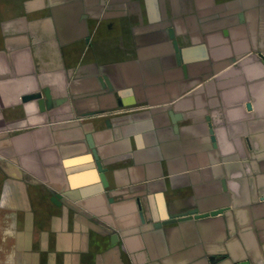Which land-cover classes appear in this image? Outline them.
<instances>
[{
	"label": "crops",
	"instance_id": "obj_1",
	"mask_svg": "<svg viewBox=\"0 0 264 264\" xmlns=\"http://www.w3.org/2000/svg\"><path fill=\"white\" fill-rule=\"evenodd\" d=\"M0 225L48 264H264V0H0Z\"/></svg>",
	"mask_w": 264,
	"mask_h": 264
},
{
	"label": "rangeland",
	"instance_id": "obj_2",
	"mask_svg": "<svg viewBox=\"0 0 264 264\" xmlns=\"http://www.w3.org/2000/svg\"><path fill=\"white\" fill-rule=\"evenodd\" d=\"M2 225H0V264H48L49 259L46 254H42L40 257L35 258H25L22 260L20 258H16L14 256L13 247H9V243L5 240L7 238V234L5 231L3 232ZM8 229V227L6 228ZM42 245V243H40ZM36 245V243L34 244Z\"/></svg>",
	"mask_w": 264,
	"mask_h": 264
},
{
	"label": "water",
	"instance_id": "obj_3",
	"mask_svg": "<svg viewBox=\"0 0 264 264\" xmlns=\"http://www.w3.org/2000/svg\"><path fill=\"white\" fill-rule=\"evenodd\" d=\"M53 202H54L55 204H58L57 201H56L55 199H53Z\"/></svg>",
	"mask_w": 264,
	"mask_h": 264
}]
</instances>
